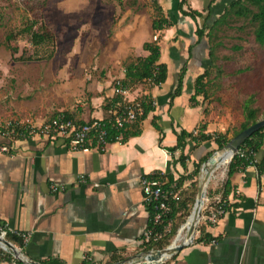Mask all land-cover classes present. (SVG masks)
Wrapping results in <instances>:
<instances>
[{"label":"crops","instance_id":"obj_1","mask_svg":"<svg viewBox=\"0 0 264 264\" xmlns=\"http://www.w3.org/2000/svg\"><path fill=\"white\" fill-rule=\"evenodd\" d=\"M200 1L187 3L205 15L208 3L200 10ZM176 3L160 0L173 25L156 34L159 61L167 67L166 80L159 86L133 83L124 100L121 96V101L114 103L116 95L120 96L114 92L115 81L124 78L123 66L116 74L108 71L102 79L85 80L81 100L66 95L58 104L52 103L41 112H27L25 120H18L40 125L56 113L67 114L80 123L104 120L124 101L148 96L154 108L131 128L138 129L136 133L108 141L103 149L91 146L74 150L60 138L33 136L12 142L0 130V146H10L9 151H0V222L31 234L22 249L28 258L58 264H107L118 255L134 259L145 251L142 242L150 216L140 177L158 176L164 183L169 174L177 179L190 172L197 158L215 145L197 146L185 135L182 151L171 153L169 148L176 146L183 131L194 135L198 126L206 124L205 132H225L203 97L196 96V105L190 102L194 80L206 68L208 53L203 40L196 43L195 29L201 26L202 18L193 20L177 11L174 19ZM146 41L151 40L140 43L132 54L134 60L148 54L142 46ZM182 68L181 93L170 101ZM2 121L0 118L3 128ZM181 153L187 156L184 167L178 160ZM257 179L253 166L234 173L228 200L238 205L227 209L214 224L198 222L204 223L205 232L213 239L196 241L197 225L193 241L174 253L169 264H264V191ZM221 185L213 188L214 194L207 199L220 200L217 190ZM0 264L8 263L1 260Z\"/></svg>","mask_w":264,"mask_h":264},{"label":"rangeland","instance_id":"obj_2","mask_svg":"<svg viewBox=\"0 0 264 264\" xmlns=\"http://www.w3.org/2000/svg\"><path fill=\"white\" fill-rule=\"evenodd\" d=\"M153 1L0 0L2 126L22 122L18 120L25 118L27 112H41L66 95L74 101L81 100L85 80L102 79L108 71H121L134 60L132 54L141 42L156 41L157 32L151 28L157 16ZM209 1H200V10ZM231 1L215 0V14L222 13ZM32 20L36 21L34 29L44 24L53 34L51 42L35 46L27 34L20 32ZM9 33H14V38L6 43ZM203 41L207 53L210 47L214 49V57L206 56L207 62L203 63L208 68L204 103L208 108L210 105L214 119L231 138L244 121L242 104L248 96L255 98L257 120L264 118V45L255 42L247 20L234 16L218 25L210 41L208 37ZM210 148L217 151L213 158L226 150L218 149L216 144ZM227 168L228 164L214 173L207 192L221 185ZM200 176L201 172L198 186ZM169 258L159 264H165Z\"/></svg>","mask_w":264,"mask_h":264},{"label":"trees","instance_id":"obj_3","mask_svg":"<svg viewBox=\"0 0 264 264\" xmlns=\"http://www.w3.org/2000/svg\"><path fill=\"white\" fill-rule=\"evenodd\" d=\"M154 7L157 13V16L152 20L151 27L152 30L157 32L162 29L168 28L173 25V21L168 16H166L161 8L160 3L157 0L153 1ZM187 0H177L174 9V19L178 14L182 16H189L193 20L196 18H202L201 26H197L195 29L196 34V43H200L204 38L208 37L210 41L213 35V32L216 30L218 25L227 23V20L230 16L236 18H242L247 20L248 23L252 26V33L256 43L259 45H264V0H232L228 6H226L222 13L218 14L214 12L215 0H210L207 6L204 8L206 14L204 15L202 11L193 9L191 7L185 8ZM203 10V11H204ZM176 12V13H175ZM218 14V15H217ZM217 15V16H215ZM36 21L32 20L29 24L23 27L20 32L27 34L30 42L35 46H42L46 43H49L53 39V34L46 28L44 24H40L37 29H34ZM14 33H9L5 42L13 40ZM157 39V38H156ZM10 47L9 45H7ZM143 49L147 51V55L144 57H137L134 61L127 63L124 66V78L121 80L122 86L124 88L130 87L131 84L136 82H147L148 79L150 85L159 86L166 80L167 77V67L165 63L159 61L160 59V46L156 41H146L143 43ZM13 50H17L15 46H11ZM207 47V44H206ZM209 48V47H208ZM213 48L210 47L208 51L209 58L214 57ZM208 74V68H205L202 73L198 74L194 80L193 94L190 97V102L193 105H196L198 101L196 96L201 95L204 99L207 95L206 93V81L205 78ZM185 75V69L182 68L178 74L176 85L172 92L170 93V101L174 97L178 96L181 93L182 81ZM114 103L121 101V96L116 95ZM142 107V112L137 116L136 121L130 126H125L119 130L114 129L111 123H107L108 127V141H113L117 138L119 133L123 136L124 139L128 135L136 133L138 129H134L137 123H139L154 107L153 100L148 96H143L138 100ZM255 98L253 95L248 96L242 104V112L244 116V121L240 125V129L235 131L233 135L237 134L240 130L246 128L250 124H253L257 121L258 109L254 107ZM122 106L119 104L114 109H118ZM60 113L54 114V116ZM65 116L69 117L67 114ZM53 117V116H52ZM112 118V115H109L104 122L109 121ZM90 122V121H89ZM80 123V122H78ZM83 123V122H82ZM4 128L0 127V130L3 131ZM206 131V124H201L197 128V133L192 135L191 133L187 134L182 132V135L178 137L176 146L169 148V151L173 153L177 149H182L185 147V140L182 138L185 135H189L191 140L197 146H203L207 148L211 142H214L218 149H222L225 144L229 141L226 132H213L208 133ZM213 149V148H212ZM208 150L204 155L197 158L193 164V169L188 172L178 176L177 179H174L172 175H168V180L165 182L164 186L168 189L173 185V190L177 193V199L170 198L169 200V213L164 216L159 224L153 225L152 222V208L148 206L149 209V223L148 227L152 229V234L147 241H143V249L150 250L153 248H161L166 245L169 239L176 233L177 229L185 222L186 217L190 214L195 197L198 190V180L197 177L200 172V167L202 163L214 152V150ZM186 155L179 156L178 160L181 165L184 167V161ZM249 166H253L258 174V184L260 188L264 191V127L252 133L244 142L239 146L237 152L234 153L230 162L228 163L226 179L221 185L220 189L217 191L221 192V202L225 203V210L229 209L231 206H237L238 202L233 204L229 203L228 195L230 194L233 185L231 183V177L234 173L245 171ZM161 180L158 176H156ZM215 191L208 190L207 195L210 197L214 194ZM240 201L243 200V197H239ZM199 236L196 238V241H210L212 236L205 232L204 223L198 224L197 227ZM179 232V231H178ZM10 241L16 242L18 238L15 235H9L7 237ZM174 256H171L165 264H169V261ZM122 259V256H113L107 264L118 261ZM6 261L7 258H0V261ZM42 264H58L54 260H43ZM17 264H23L21 261H17ZM82 264H92L84 261Z\"/></svg>","mask_w":264,"mask_h":264},{"label":"built area","instance_id":"obj_4","mask_svg":"<svg viewBox=\"0 0 264 264\" xmlns=\"http://www.w3.org/2000/svg\"><path fill=\"white\" fill-rule=\"evenodd\" d=\"M151 80L148 79L149 83ZM114 92L122 96L123 100L128 93V88L122 86L121 80L116 79ZM142 112L139 101L126 102L118 109L112 110V118L104 122L103 120H93L90 122L78 123L74 119L60 113L45 120L40 125H32L23 122H8L3 128V135L12 142L19 139H25L33 136H43L46 138H60L67 142L70 148L74 150H87L91 146L103 149L108 143V127L107 123H111L114 129H121L125 126L133 124L137 116ZM195 133V131L193 132ZM122 135L119 133L117 138ZM10 150L9 145H1L0 151L7 152ZM237 152V151H236ZM83 181L82 176L79 177ZM144 202L152 208L153 225L159 224L164 216L169 213L170 198L177 199V193L171 188H166L164 182L156 177L142 175L139 179ZM225 203L221 200L215 202L207 199L203 205L201 220L214 224L219 217L225 213ZM152 234V229L147 227L144 233V241H147ZM15 235L18 240L10 241L7 237ZM31 234L14 230L6 223L0 222V237L8 240L16 250V254L10 250L8 246L0 243V258H7L8 264H17L18 256L22 257V249L29 241ZM24 264V263H23Z\"/></svg>","mask_w":264,"mask_h":264},{"label":"water","instance_id":"obj_5","mask_svg":"<svg viewBox=\"0 0 264 264\" xmlns=\"http://www.w3.org/2000/svg\"><path fill=\"white\" fill-rule=\"evenodd\" d=\"M264 127V118L257 120L255 123L250 124L246 128L240 130L237 134L232 136L229 141L225 144L223 148H228L230 152L232 153L231 158L233 157L234 153L238 150L239 146L244 142L246 138H248L252 133L259 130L260 128ZM217 151L215 150L201 165L200 167V181L199 186L197 190V194L195 197V201L192 207V210L188 217L186 218L185 222L178 228L175 237L178 235V231L186 226V233H185V239L180 241L178 244L173 245V240L171 243L166 245L165 247L158 248V249H150L145 250L143 252H140L134 259L131 258H125L121 259L115 262H112L110 264H126V263H133V264H149L147 261L151 260L154 261L156 258L161 255L165 254L167 255V258L171 257L174 253L180 251L185 246L189 245L195 236L196 227L199 222L201 212L203 205L205 201L207 200V187H208V180L210 178L211 172L214 168L213 163V156L215 155ZM231 160V159H230ZM230 162V161H229ZM207 164H210L209 167H207ZM205 170V174L202 176L203 171ZM0 243L5 244L10 248L12 252H16L15 248L12 246V244L0 237ZM16 254V253H15ZM22 257L18 256V259L24 263V264H42L38 261H35L31 258H28L24 254H21ZM158 263V262H157Z\"/></svg>","mask_w":264,"mask_h":264},{"label":"bare ground","instance_id":"obj_6","mask_svg":"<svg viewBox=\"0 0 264 264\" xmlns=\"http://www.w3.org/2000/svg\"><path fill=\"white\" fill-rule=\"evenodd\" d=\"M226 150L223 151V153H218L214 158H213V163H214V168L211 172L210 178L208 180V184L210 183V180L212 179L213 175L215 172L218 171V169H221L223 166L227 165L231 159V155L232 153L230 152V150L228 148H225ZM216 154V153H215ZM210 164H207V167H209ZM205 174V170L202 173V176ZM185 233H186V226H184L183 228H181L177 238H176V242L177 244L185 239ZM173 245H176L173 243ZM167 258V255L165 254H161L159 255L156 260L154 261H147L149 264H159L161 263L163 260H165ZM158 262V263H157ZM126 264H133L131 263H126Z\"/></svg>","mask_w":264,"mask_h":264}]
</instances>
